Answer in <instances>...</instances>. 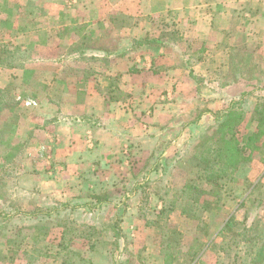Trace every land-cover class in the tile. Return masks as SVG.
Instances as JSON below:
<instances>
[{
    "label": "crops",
    "instance_id": "1",
    "mask_svg": "<svg viewBox=\"0 0 264 264\" xmlns=\"http://www.w3.org/2000/svg\"><path fill=\"white\" fill-rule=\"evenodd\" d=\"M255 1L0 0L20 39L9 45L30 53L20 64L0 63V92L12 89L28 109L19 125V141L28 143L21 157L26 181L14 188L68 200L88 188L136 189L133 182L158 172L153 158L173 147L172 128L187 122L194 106L193 75L197 68L208 74L209 47L224 57L254 38L242 8ZM18 14L25 19L15 23ZM194 42L206 50L190 68ZM243 90L235 80L219 86L207 106L224 110ZM10 176L3 174V188ZM123 219L136 220L130 213ZM4 253L0 264H13L12 244Z\"/></svg>",
    "mask_w": 264,
    "mask_h": 264
},
{
    "label": "rangeland",
    "instance_id": "2",
    "mask_svg": "<svg viewBox=\"0 0 264 264\" xmlns=\"http://www.w3.org/2000/svg\"><path fill=\"white\" fill-rule=\"evenodd\" d=\"M7 6L0 3V63L20 64L29 52L26 55L17 45H9L16 29L11 14L3 12ZM248 8L254 13L247 11ZM242 10L248 12L243 15L242 23L246 20L247 27H251L248 33L254 38L246 44L239 41L224 57L220 49L209 47L208 74L201 76L197 68V74L193 75L196 96L191 100L193 108L185 116L187 122L172 128L170 134L178 138L176 143L165 155L153 158L152 164L159 171L133 182L136 189L130 185L107 193L103 188L96 191L88 188L68 200H54L41 196L37 189L14 188L21 180L26 181L22 177L25 172L21 157L28 143L19 141V125L28 109L23 110L18 104L12 89L0 92V263L6 260L5 246L11 244L17 257L13 264H22V261L27 264H155L159 261L172 264L177 259V264L248 263L236 245L227 246L229 233L218 232L230 215L240 222L237 229L243 226L244 217L248 226L259 227L264 223V138L250 159L239 165L233 180L224 181L221 199L216 204L209 210L197 209L196 218L180 212L188 200V195L181 190L193 178L194 170L188 158L200 134L215 125V117L223 110L213 111L207 106L218 98L215 95L218 87L235 80L244 89L227 104L228 107L232 101L242 102L245 111V120L239 127L242 142L254 129V121L250 119L254 106L263 100L260 97L264 96V0L252 2ZM17 16L15 23L25 19L22 14ZM20 34L22 39L23 31ZM203 49L205 52L206 47L200 43L188 44L190 68L202 57ZM205 114L209 115L202 118ZM5 173L11 175L7 182L9 189L3 188ZM126 213L134 214L136 220L127 222L123 219Z\"/></svg>",
    "mask_w": 264,
    "mask_h": 264
},
{
    "label": "trees",
    "instance_id": "3",
    "mask_svg": "<svg viewBox=\"0 0 264 264\" xmlns=\"http://www.w3.org/2000/svg\"><path fill=\"white\" fill-rule=\"evenodd\" d=\"M260 98L263 100L255 104L250 117L254 121V129L246 134L244 142L239 137V127L245 120V111L240 101H232L215 117V125L200 134L188 158L194 171L193 178L181 190L188 195V200L180 207L182 214L196 218L197 209L209 210L212 204L221 199L224 181L233 180L239 165L258 150L264 138V96ZM246 219L244 217L243 226L237 229L236 225L240 222L234 215H230L218 234L229 233L227 246L236 245L237 251H242L248 259L247 264H264V223L252 227L246 224Z\"/></svg>",
    "mask_w": 264,
    "mask_h": 264
},
{
    "label": "built area",
    "instance_id": "4",
    "mask_svg": "<svg viewBox=\"0 0 264 264\" xmlns=\"http://www.w3.org/2000/svg\"><path fill=\"white\" fill-rule=\"evenodd\" d=\"M30 103H34V102L31 101V102H28L27 104H30Z\"/></svg>",
    "mask_w": 264,
    "mask_h": 264
}]
</instances>
